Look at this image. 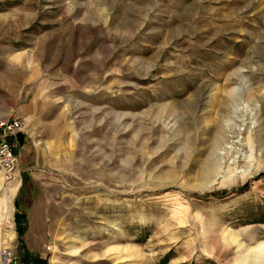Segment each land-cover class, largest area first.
<instances>
[{"label":"rangeland","instance_id":"rangeland-1","mask_svg":"<svg viewBox=\"0 0 264 264\" xmlns=\"http://www.w3.org/2000/svg\"><path fill=\"white\" fill-rule=\"evenodd\" d=\"M13 119L15 264H264V0H0Z\"/></svg>","mask_w":264,"mask_h":264},{"label":"built area","instance_id":"built-area-1","mask_svg":"<svg viewBox=\"0 0 264 264\" xmlns=\"http://www.w3.org/2000/svg\"><path fill=\"white\" fill-rule=\"evenodd\" d=\"M18 127V122L13 119L10 121H0V164L3 168H10L15 162L12 145L7 141L8 138ZM1 264H15L10 250L4 246L0 247Z\"/></svg>","mask_w":264,"mask_h":264}]
</instances>
